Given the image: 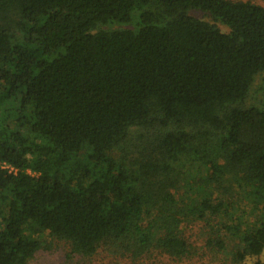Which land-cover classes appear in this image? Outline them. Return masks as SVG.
Masks as SVG:
<instances>
[{
	"label": "trees",
	"instance_id": "obj_1",
	"mask_svg": "<svg viewBox=\"0 0 264 264\" xmlns=\"http://www.w3.org/2000/svg\"><path fill=\"white\" fill-rule=\"evenodd\" d=\"M261 73L264 8L248 2L0 0V163L18 170L0 168V264H29L44 238L182 260L193 220L213 253L229 239L235 264L259 256ZM237 204L255 220L210 226Z\"/></svg>",
	"mask_w": 264,
	"mask_h": 264
},
{
	"label": "rangeland",
	"instance_id": "obj_2",
	"mask_svg": "<svg viewBox=\"0 0 264 264\" xmlns=\"http://www.w3.org/2000/svg\"><path fill=\"white\" fill-rule=\"evenodd\" d=\"M248 2L264 8V0H230ZM189 14L193 17L202 20H208L207 16L198 11H190ZM219 29L226 32L222 26L217 25ZM122 28H129L123 26ZM264 94V73L256 76L250 92V104L261 98ZM256 213H249V207L243 204H237L234 211H229L228 215L224 212L217 218L209 221L210 226H232L241 223L254 221ZM207 223L201 220H193L184 223L181 227L183 237L193 246L194 253L182 260H174L165 254L152 252L149 255H144L141 258L132 261L128 257L112 256L98 250L94 256L90 258H81L79 256L70 255L69 246L61 241L49 240L44 238L47 242V250H41L35 253L29 264H235L232 253L234 243L229 239L224 240V249L220 252L213 253L215 249H209L205 246L208 237L209 228ZM224 233V232H222ZM256 261L264 263V249L259 256L247 257L243 264H252Z\"/></svg>",
	"mask_w": 264,
	"mask_h": 264
},
{
	"label": "built area",
	"instance_id": "obj_3",
	"mask_svg": "<svg viewBox=\"0 0 264 264\" xmlns=\"http://www.w3.org/2000/svg\"><path fill=\"white\" fill-rule=\"evenodd\" d=\"M0 168L2 170H5L8 174L15 175L18 172V170L16 168L12 167L11 165H9L7 163H0ZM26 173L29 175H34V174L30 173V171H28V170L26 171Z\"/></svg>",
	"mask_w": 264,
	"mask_h": 264
}]
</instances>
